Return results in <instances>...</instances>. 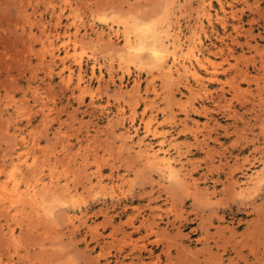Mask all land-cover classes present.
I'll list each match as a JSON object with an SVG mask.
<instances>
[{"label":"rangeland","instance_id":"obj_1","mask_svg":"<svg viewBox=\"0 0 264 264\" xmlns=\"http://www.w3.org/2000/svg\"><path fill=\"white\" fill-rule=\"evenodd\" d=\"M174 41L196 79L147 52ZM15 181L0 264H264V0H0Z\"/></svg>","mask_w":264,"mask_h":264},{"label":"bare ground","instance_id":"obj_2","mask_svg":"<svg viewBox=\"0 0 264 264\" xmlns=\"http://www.w3.org/2000/svg\"><path fill=\"white\" fill-rule=\"evenodd\" d=\"M207 17V16H206ZM221 19V18H220ZM139 29V28H138ZM129 30V29H128ZM134 30V29H133ZM174 34V33H173ZM131 35V34H130ZM139 35V34H138ZM125 38V44H126V55L128 56V58L130 59L132 57L133 58H138L139 54L143 51V49H145L144 47L146 46V42L145 39L143 38V36H139L137 37V40L135 42V44L133 45V42H131L130 37L128 35L125 34L124 36ZM154 38V37H153ZM201 42V41H200ZM45 43V42H44ZM124 44V45H125ZM194 44V42H193ZM182 45V44H181ZM180 44H177V41H174L173 43H171L172 49L169 51L167 48L168 47H163V46H159V45H152L149 46L148 51L149 54L151 55V57L155 60V61H163L165 58L170 57L172 59V61L174 63H176L178 65V67L181 68V70H183V72L185 74H191V76L193 78L196 79V73L194 71H192L194 68L192 66V62L195 61L196 63H198V56L197 54L194 52V47L196 46H191V45H187L184 50L182 48ZM73 51L76 52L77 50V43H74L73 45ZM198 49V48H196ZM146 50V49H145ZM119 53V52H118ZM44 54V53H43ZM146 54V53H145ZM72 56V55H71ZM204 59V58H203ZM135 60V59H134ZM154 62V61H153ZM156 63V62H155ZM208 65H211L210 61L206 62ZM62 64V63H61ZM153 64V63H152ZM187 64L189 66H187ZM200 64V63H199ZM79 65V63H78ZM127 65V64H126ZM150 66V65H149ZM161 72V71H160ZM171 75V74H170ZM169 75V76H170ZM187 76V75H186ZM182 78V77H181ZM61 80V79H60ZM82 80V79H81ZM186 80V79H185ZM62 81V80H61ZM74 81V80H73ZM201 84V83H200ZM86 88V87H85ZM159 132V131H158ZM178 145V144H177ZM162 146V145H161ZM150 147V146H149ZM147 149V148H146ZM158 152V151H157ZM151 155V154H150ZM150 155H146V156H150ZM23 157V156H22ZM26 158V157H25ZM174 158V157H173ZM150 159V158H147ZM160 157L158 158L157 155H153L151 156V161L153 164H156L159 167H164V169L168 172L169 175H172L173 173H175L173 171V167L172 164L170 163V161H167V159L165 160L164 158H161V160H159ZM175 161V160H174ZM165 173V172H164ZM176 174V173H175ZM10 181V180H9ZM98 181V180H97ZM10 183V182H9ZM43 186V185H42ZM9 185L5 182L3 185L0 184V202H4L6 200H8L10 203L14 202H20L19 199L23 198L24 196L21 195V193L19 192V186L17 185L16 181L12 184V188L9 192L8 190ZM25 188V187H24ZM27 190H29V192H27V194L25 195V197H30L34 196V194L32 195V191L34 190V187L31 188H27ZM40 193V192H39ZM68 193V192H67ZM36 195V194H35ZM69 198V197H68ZM36 201V200H35ZM30 204V203H29ZM33 205V204H32Z\"/></svg>","mask_w":264,"mask_h":264}]
</instances>
